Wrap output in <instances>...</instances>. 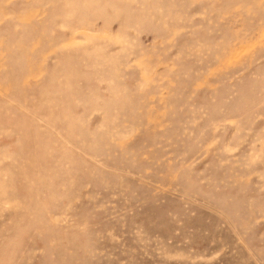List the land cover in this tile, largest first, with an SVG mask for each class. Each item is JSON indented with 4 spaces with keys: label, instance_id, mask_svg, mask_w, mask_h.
<instances>
[{
    "label": "rangeland",
    "instance_id": "374dc122",
    "mask_svg": "<svg viewBox=\"0 0 264 264\" xmlns=\"http://www.w3.org/2000/svg\"><path fill=\"white\" fill-rule=\"evenodd\" d=\"M0 264H264V0H0Z\"/></svg>",
    "mask_w": 264,
    "mask_h": 264
}]
</instances>
